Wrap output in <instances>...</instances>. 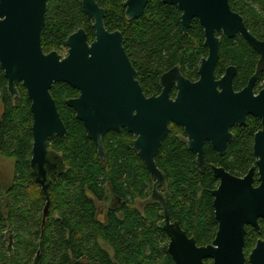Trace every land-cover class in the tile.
Wrapping results in <instances>:
<instances>
[{
    "label": "trees",
    "instance_id": "1",
    "mask_svg": "<svg viewBox=\"0 0 264 264\" xmlns=\"http://www.w3.org/2000/svg\"><path fill=\"white\" fill-rule=\"evenodd\" d=\"M125 1L95 0L105 11V29L121 33L125 53L146 94L158 92V77L174 66H180L187 77L195 75L199 58L206 55L199 23L193 20L187 34H182L179 9L160 0H148L138 19L127 20ZM229 5L243 17L252 35L264 39V0H229ZM91 24L83 13L82 0H48L41 31L44 53L61 54L66 49L67 37L78 29H84L88 42H92ZM235 42L222 41L216 68L221 72L225 65H234L245 78L253 73L257 55L242 39ZM50 93L68 134L48 141L47 146L61 155L67 170L58 178H51L48 214L43 223L46 199L29 166L30 101L21 85L17 98L8 95L0 67V156L14 160V178L6 196L0 190V228L29 229V241L16 239L15 250L9 232L5 243L0 244V264H174L167 253L168 238L159 228V205L148 202L142 211L137 207L138 201L149 198L153 181L132 150L133 136L125 131L106 134L102 139L106 160L102 163L83 125L65 105L78 92L58 83ZM174 128L154 158L166 179V188L162 190L166 208L170 220L194 237L198 245H207L217 230L210 195L217 180L209 168L203 173L196 170L194 154L178 141V130ZM258 129L259 121L249 118L244 127L235 131L224 157L207 146L206 160L233 175H243L253 164V134ZM107 195L120 199L122 204L100 219L97 204ZM20 202L26 212L18 209ZM253 236L251 233L248 238ZM247 245L246 242V248Z\"/></svg>",
    "mask_w": 264,
    "mask_h": 264
},
{
    "label": "water",
    "instance_id": "2",
    "mask_svg": "<svg viewBox=\"0 0 264 264\" xmlns=\"http://www.w3.org/2000/svg\"><path fill=\"white\" fill-rule=\"evenodd\" d=\"M160 2L179 9L182 33H187L192 20L199 22L209 55L200 65L197 82L183 78L174 68L161 76L160 94L146 98L123 48L121 33L105 29V11L95 0H82L83 13L92 23L94 40L89 43L86 31L78 29L67 37L64 55L56 51L44 53L42 49L47 0H0V67L7 81L8 95L17 98L21 85L30 101L29 166L46 199L42 222L48 214L51 178L56 179L67 170L61 155L47 146L48 141L68 134L50 93L54 84L62 83L78 92L65 105L83 125L102 163L106 160L102 142L106 134L125 131L134 136L132 149L154 181L147 202L157 203L161 209L159 228L169 239L167 253L174 264H205V260L212 264H244V226L257 227V219H264V88L256 96L253 92L257 75L264 71V42L249 33L243 18L231 11L228 0ZM147 3L148 0H127L126 19H138ZM216 34L226 39L239 35L260 55L254 75L239 93L232 89L233 69L215 81ZM173 86L177 93L171 99ZM247 116L260 120L261 129L254 135L253 144L259 186L253 187L255 168L243 179L212 168L220 182L218 189L211 193L218 229L210 245L197 247L177 222L170 221L164 197L157 191L164 187L165 177L154 158L169 132V124L173 123L184 129L186 145L197 155V169L203 173L204 142L209 141L223 154L226 143L231 141L229 128L243 126ZM250 259L252 264H264L263 242L258 243Z\"/></svg>",
    "mask_w": 264,
    "mask_h": 264
},
{
    "label": "flooded vegetation",
    "instance_id": "3",
    "mask_svg": "<svg viewBox=\"0 0 264 264\" xmlns=\"http://www.w3.org/2000/svg\"><path fill=\"white\" fill-rule=\"evenodd\" d=\"M48 1V0H47ZM127 1V0H126ZM125 1V2H126ZM125 2H124V4H125ZM97 4V3H96ZM228 4H229V0H228ZM46 7H47V5H46ZM229 7H230V5H229ZM101 8V7H100ZM125 8V7H124ZM231 9V8H230ZM231 11H232V9H231ZM232 12H234V11H232ZM181 13V12H180ZM234 13H236V14H238V15H240L239 13H237V12H234ZM180 16H181V14H180ZM241 16V15H240ZM242 17V16H241ZM243 18V17H242ZM194 20H196V19H194ZM244 20V19H243ZM193 21V20H192ZM197 21V20H196ZM198 22V21H197ZM192 23V22H191ZM199 23V22H198ZM200 25V24H199ZM244 25H245V27H246V24H245V21H244ZM190 26H191V24H190ZM201 27V26H200ZM202 28V27H201ZM190 29V28H189ZM189 29H188V31H189ZM246 29H247V27H246ZM180 30H181V25H180ZM248 30V29H247ZM187 31V32H188ZM202 31H203V29H202ZM249 31V30H248ZM181 32H182V30H181ZM249 33H250V31H249ZM182 34H184V33H182ZM185 34H187V33H185ZM251 34V33H250ZM252 35V34H251ZM252 36H254V35H252ZM255 37V36H254ZM216 38L218 39V59H217V62H216V64H215V66H214V77H215V81H219L220 79H222L224 76H225V74H226V72H227V70L228 69H233V77H232V89H233V91H234V93H239V92H241L243 89H245L246 87H247V85H248V82H249V79L254 75V73H255V71H256V67H257V63H258V61H259V59H260V55H259V53H257L255 50H253L250 46H249V44L247 43V41L246 40H244L242 37H240L239 35H237L236 37H234V38H232V39H226V38H224V37H222L221 35H217L216 34ZM237 38H240V39H242L255 53H256V55H257V60H256V64H255V67H254V71H253V73L250 75V76H248V77H245V78H243L242 77V73L240 72V69L238 68V67H236V66H234V65H231V64H227V65H225L224 67H223V69H222V71L221 72H219L218 70H217V68H216V66H217V64H218V62H219V59H220V57H221V52H222V41H224V40H226V41H229V42H231V41H234V43H236L235 41H236V39ZM257 40H259V41H262V42H264V39H258L257 37H255ZM204 42H205V39H204V34H203V41H202V46L206 49V55H203V56H201L200 58H199V60H198V63H197V65H196V72H195V75H193L192 77H187L186 76V74L181 70V68H180V66H174V67H172L171 69H169V70H167V71H165V72H163V73H161L160 74V76L158 77V81H157V86H158V88H159V90H158V92H156V93H153V94H146V92L144 91V89H143V86L140 84V82L137 80V78H136V80L138 81V83H139V85L141 86V88H142V91H143V94L145 95V97L146 98H150V97H152V96H158L159 94H160V92H161V89H160V86H159V80H160V78H161V76L162 75H164V74H166V73H168L169 71H171L172 69H174V68H177L178 69V71H179V73L182 75V77L183 78H185V79H187V80H189L190 82H192V83H195V82H197L198 80H199V75H198V71H199V68H200V65H201V63H202V61L203 60H205V59H207V57H208V55H209V48H208V46H206V45H204ZM132 64V63H131ZM132 67H133V65H132ZM134 68V67H133ZM135 70V69H134ZM135 72H136V70H135ZM136 76H137V73H136ZM259 79H261L260 80V82H258V80ZM236 81H237V84H236ZM264 88V71H262V72H260L258 75H257V77H256V80H255V83H254V86H253V92H254V95L256 96L262 89ZM176 93H177V91H176V88H175V86H173L172 87V89H171V91H170V98L171 99H174L175 98V96H176ZM76 98V97H75ZM249 118H253V117H251V116H247L246 118H245V124H246V122H247V120L249 119ZM253 119H256V118H253ZM258 121H259V129L253 134V142H252V155H253V164H252V166L246 171V173H244L243 175H241V176H236V175H233V174H231L230 172H228L223 166H220V165H216V164H212V163H208V161L206 160V156H205V154H206V147L208 146V147H210L219 157H224L225 155H226V153H227V150H228V146L233 142V140H234V137H235V135H234V133H235V131L237 130V129H239V128H242V127H244L245 126V124L243 125V126H238V125H233V126H231L230 128H229V134L231 135V141L230 142H227L226 143V146H225V150H224V152H223V154H220V152L218 151V150H216L213 146H212V144L209 142V141H205L204 142V144H203V149H204V160H205V163H206V166H205V170L207 169V168H209L210 170H211V173H212V175H213V171H212V168H216V169H223L226 173H228L230 176H232V177H235V178H238V179H243L246 175H247V173L249 172V170L251 169V168H255V172H254V175H253V187L254 188H256V187H258L259 186V182H258V175H257V167H256V157H255V155H254V150H253V144H254V135L261 129V126H260V120L259 119H257ZM174 127H176L177 128V130H178V133H176V135H175V137L178 139V141H180L184 146H185V148L190 152V153H192V154H194V161H195V168H196V170L198 171V169H197V164H196V159H197V155L194 153V152H191L189 149H188V147H187V145H186V140H187V137H186V135H185V132H184V129L181 127V126H177V125H175V124H173V123H170L169 124V132H168V134H167V136L170 134V132L173 130H175V128ZM131 136H133V135H131ZM166 136V137H167ZM133 140H134V136H133ZM133 140H132V142H133ZM164 142V141H163ZM133 150V149H132ZM134 152V151H133ZM204 170V171H205ZM199 172V171H198ZM213 177H214V175H213ZM214 179L215 180H217V183H216V185H215V187L210 191V195H211V193L213 192V191H216L217 189H218V187H219V184H220V182H219V180L218 179H216L215 177H214ZM153 185H154V181H153V183H152V185H150V188H151V192L150 193H152V189H153ZM165 188H166V179H165V183H164V187L163 188H158L157 189V191L158 192H160L162 195H163V193H162V190H165ZM151 195V194H150ZM150 197V196H149ZM211 197H212V209H213V201H214V198H213V196L211 195ZM149 199V198H148ZM148 199H146V200H143V201H138L137 202V207H138V209H139V211H142L143 209H144V207L146 206V204L148 203L147 201H148ZM121 204H122V201L120 200V199H114V198H112L111 196H109V195H107V197L104 199V201L103 202H101V203H98L97 204V209H98V218H100V219H103V215H104V213L105 212H107L108 210H117V209H119L120 207H121ZM213 216H214V209H213ZM214 220H215V218H214ZM171 222H174V221H172V220H170ZM216 221V220H215ZM217 223V222H216ZM180 226V225H179ZM181 228V227H180ZM182 229V228H181ZM217 229H218V223H217ZM182 231H184L183 229H182ZM244 231H245V234H244V245H243V255H244V258H245V261H244V264H252V262H251V259H250V256H251V254L253 253V251L257 248V245H258V243L259 242H263L264 243V219H261V218H259V219H257V227H254V226H251V225H245L244 226ZM216 232H217V230H216ZM184 233L186 234V236L188 237V238H192V239H194V237H191V236H188V234L184 231ZM251 233H254V236L252 237V239L251 238H248V236L251 234ZM166 235V234H165ZM215 235H216V233H215ZM166 237H167V235H166ZM168 238V237H167ZM214 238H215V236H214ZM214 238H213V240H214ZM213 240L209 243V244H207V245H210L212 242H213ZM194 241H195V239H194ZM247 242V248H246V246H245V243ZM168 243H169V239H168ZM195 244H196V246L197 247H205V246H207V245H198L197 243H196V241H195ZM167 246H168V244H167ZM204 263L205 264H212V261H210V260H205L204 261ZM75 264H78V262L76 263L75 262Z\"/></svg>",
    "mask_w": 264,
    "mask_h": 264
},
{
    "label": "rangeland",
    "instance_id": "4",
    "mask_svg": "<svg viewBox=\"0 0 264 264\" xmlns=\"http://www.w3.org/2000/svg\"><path fill=\"white\" fill-rule=\"evenodd\" d=\"M65 52L66 49H64L61 52V55H64ZM13 178H14V160L0 156V190L3 197L6 196L5 191L12 183ZM17 207L22 212H26V207L22 202H20L19 204L17 203ZM7 227L8 226H3L2 228H0V244L5 243V238L8 236L9 232H11L12 234L13 250L16 249V239L22 238V240L24 241H29V235H28L29 229L27 228L25 229L26 226H22V229L18 228L17 230L14 229L9 230V228ZM98 243L103 249H107V246L103 244L101 240H98Z\"/></svg>",
    "mask_w": 264,
    "mask_h": 264
}]
</instances>
